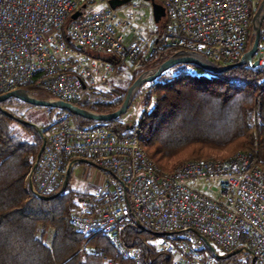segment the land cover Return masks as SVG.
I'll list each match as a JSON object with an SVG mask.
<instances>
[{"label":"built area","instance_id":"1","mask_svg":"<svg viewBox=\"0 0 264 264\" xmlns=\"http://www.w3.org/2000/svg\"><path fill=\"white\" fill-rule=\"evenodd\" d=\"M159 1L168 21L158 40L150 14L138 15L134 6L111 8L108 0H0V94L34 85L51 99L85 104L95 88L116 77L115 64L137 61L142 51L143 60L150 57L158 41L218 66L237 62L250 46L251 0ZM96 3L107 7L85 13ZM252 60L264 66V32ZM43 135L30 175L32 191L26 178L32 194H53L80 158L106 170L93 196L69 216L87 240L105 235L117 254L136 264H145L149 252L168 255L171 264H220L197 232L223 254L240 250L250 256L249 249L253 264H264V168L255 152L191 159L164 171L135 137L120 138L100 125L78 126L66 110ZM129 226L167 234L130 243Z\"/></svg>","mask_w":264,"mask_h":264},{"label":"trees","instance_id":"2","mask_svg":"<svg viewBox=\"0 0 264 264\" xmlns=\"http://www.w3.org/2000/svg\"><path fill=\"white\" fill-rule=\"evenodd\" d=\"M167 21L165 17L155 24L156 39ZM262 27L263 22L260 43ZM158 44L153 55L143 60L142 51L132 62V66L140 64L131 68L126 86L115 84L112 79L109 86L94 89L91 102L75 105L98 113L117 109L141 73L176 51L161 46L159 41ZM22 88L35 97L50 98L41 87ZM137 99L141 111L132 124L120 118L104 122L73 116L78 126L100 125L120 138L135 137L160 170L170 171L191 159L222 158L239 151L255 152L264 168V66L243 64L211 73L192 59H181L156 80L141 85L132 101ZM1 106L35 124L19 109H47L50 120L53 111H63L13 97L1 102ZM45 126L40 129L42 133ZM40 145L41 137L35 128L0 110V264H136L117 254L107 236L98 234L87 240L70 224L71 212L93 196L88 188L71 186L72 170L67 186L57 196L40 199L31 193L26 178ZM125 235L128 242L135 243L154 234L129 226ZM217 252L223 254L221 250ZM250 259L248 254H234L218 261L249 264ZM145 264H171V259L163 253L149 252Z\"/></svg>","mask_w":264,"mask_h":264},{"label":"water","instance_id":"3","mask_svg":"<svg viewBox=\"0 0 264 264\" xmlns=\"http://www.w3.org/2000/svg\"><path fill=\"white\" fill-rule=\"evenodd\" d=\"M129 1H131V0H108V6L111 8H116V7H119L121 5L126 4ZM145 1L150 2L153 22L155 24H159L161 22V20L163 18H165V9H164L163 5L156 0H145ZM83 7H85V6L83 5ZM78 13L79 12H75L70 17L73 19L78 15ZM263 19H264V0H261V2L259 3L257 9L255 10V12L252 16L251 29H252V33H253V38H252L251 44L237 62L218 66V65H215L214 63H212L211 61H209L206 57L202 56L199 53L189 52V51H184V50H176L173 54H171L168 58H166L164 61H162L157 66L141 73L132 82V84L128 87L125 99L122 102V104L117 109H115L114 111H111L108 113L94 112V111L79 107L75 104H72L69 102H64V101L57 100V99L38 98V97L33 96L30 92H28L27 90H25L23 88L15 89V90L6 92L4 94H0V110L4 111L5 113H7L8 115L12 116L13 118H15L17 120L32 126L33 128L36 129V131L39 133V135L41 137L40 148H39L37 155L35 157L34 164H33L32 168H31V170L27 176L28 187L30 188V190L32 191V189H31L32 184H31V180H30V175H31L33 169L35 168L36 163H37V161L41 155V152L43 150L44 143H45V137H44L43 133L41 132L40 128L35 123L26 121L22 118H19V117L13 115L12 113L5 110L1 106V102H3L4 100H6L8 98L13 97V98H17V99H19L25 103L35 105V106L52 107V108H56V109L66 110L73 115L81 116L83 118H87V119L94 120V121L107 122V121L112 120V119H119L127 111L128 107L132 101V98H133L135 91L141 85H143L147 82H152V81L156 80L158 77H160L162 75L163 72H165L166 70L171 68L176 62H178L181 59H186V58L192 59L204 71L211 72V73L222 72V71H225V70H228L230 68H233V67H236L239 65H243V64H250L251 63L252 66H257L256 61L255 60L253 61L252 59H253V56H254L255 52L257 51L259 43H260L261 25H262ZM108 61H111V60H108ZM77 162H87V163H91L92 165L96 166L92 161H90L89 159H86V158L77 159ZM104 171H106V170H104ZM69 176H70V169H67L65 176L63 178V181L61 183V186L57 192H54L53 194L48 195V196H42V195H39V194H36L33 192V195L40 198V199H50V198L57 196L67 186V183L69 181ZM139 227L141 229H143L140 225H139ZM166 234H167V232H163V233H160L158 235L160 236V235H166ZM196 234L202 240V242L206 245L208 250L217 259H223V258H226L230 255L238 254L240 252V250H235V251L230 252V253L220 254L217 252L216 248L211 244V242L205 236H203L197 232H196ZM246 251L251 256L249 264H253L254 257L252 255V252L249 249H246Z\"/></svg>","mask_w":264,"mask_h":264},{"label":"rangeland","instance_id":"4","mask_svg":"<svg viewBox=\"0 0 264 264\" xmlns=\"http://www.w3.org/2000/svg\"><path fill=\"white\" fill-rule=\"evenodd\" d=\"M251 4V8L252 10L254 8H256V4H257V0H251L250 1ZM127 6H134L135 9V13L138 15H145V14H150L151 16V24L153 26H155V23L153 22L152 19V14H151V5L149 1H145V0H131L129 2H127L126 4ZM107 7L106 4L104 3H96V4H91L88 5L85 8V13H90V14H94V13H99L101 11H103L105 8ZM262 32H264V22H263V27H262ZM252 38L250 39V44H251ZM138 62H136V64H134L132 66V62L129 61H121L118 62L117 64H115L116 70L120 75H116V77L113 79V83L121 85V86H126L127 85V81L130 78V70L131 68H134L135 66H137ZM112 83V80L109 81L107 84H105L103 87L109 86ZM102 87V88H103ZM108 88V87H107ZM19 111L21 113H26V115H28L29 118H32L33 120L36 121L37 126H39L40 129L43 128V126L47 125L48 123H50L55 116L57 115V111H53L51 113V117L52 119H49L48 116V111L47 109H39L36 107H31L26 111V108H20ZM141 111V103L139 102V99L135 100V101H131L127 111L120 117V119L126 123H134L139 115ZM105 171L92 165L91 163H87V162H81L78 163L77 165H75L72 168L71 171V181H73L74 179L80 181L81 185H75L77 187H74L73 185H71L73 188H81V189H85L88 188L89 192L94 191L96 185L102 180V178L105 176ZM160 236L158 235H153L151 238H149L151 241H154V239H158ZM211 244L218 250L220 251L221 248L219 246H217L215 243H213L211 241ZM206 253V252H204ZM244 258V257H241Z\"/></svg>","mask_w":264,"mask_h":264},{"label":"crops","instance_id":"5","mask_svg":"<svg viewBox=\"0 0 264 264\" xmlns=\"http://www.w3.org/2000/svg\"><path fill=\"white\" fill-rule=\"evenodd\" d=\"M81 159H84V158H81ZM78 163H81V162H76V163L74 164V166L77 165ZM74 166H73V167H74ZM73 167H72V168H73ZM105 174H107V173H105ZM71 185H73L74 187H77V186H75V185H81V184H80V181L74 179L73 181H71ZM77 189H81V188H77ZM93 192H94V191H92L91 193L93 194ZM48 239H49V238H48Z\"/></svg>","mask_w":264,"mask_h":264}]
</instances>
